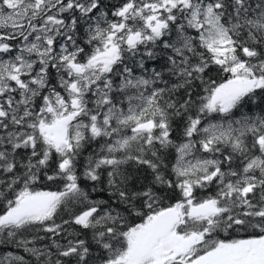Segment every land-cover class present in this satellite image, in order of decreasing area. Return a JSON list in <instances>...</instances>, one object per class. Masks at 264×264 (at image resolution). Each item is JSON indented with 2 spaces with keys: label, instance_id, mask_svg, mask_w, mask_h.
Here are the masks:
<instances>
[{
  "label": "snow or ice",
  "instance_id": "obj_1",
  "mask_svg": "<svg viewBox=\"0 0 264 264\" xmlns=\"http://www.w3.org/2000/svg\"><path fill=\"white\" fill-rule=\"evenodd\" d=\"M0 264H264V0H0Z\"/></svg>",
  "mask_w": 264,
  "mask_h": 264
}]
</instances>
